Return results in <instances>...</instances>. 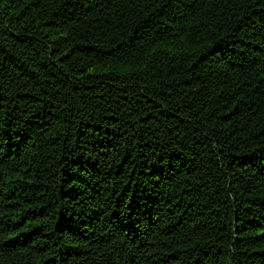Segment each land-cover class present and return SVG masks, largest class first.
Instances as JSON below:
<instances>
[{
	"label": "trees",
	"instance_id": "trees-1",
	"mask_svg": "<svg viewBox=\"0 0 264 264\" xmlns=\"http://www.w3.org/2000/svg\"><path fill=\"white\" fill-rule=\"evenodd\" d=\"M0 264H264V0H0Z\"/></svg>",
	"mask_w": 264,
	"mask_h": 264
}]
</instances>
